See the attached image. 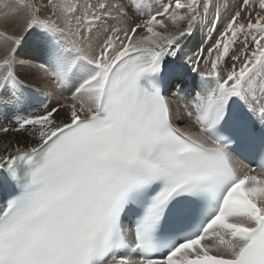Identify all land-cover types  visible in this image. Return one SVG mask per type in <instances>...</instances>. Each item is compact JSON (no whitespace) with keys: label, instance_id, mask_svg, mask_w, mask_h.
<instances>
[{"label":"snow or ice","instance_id":"snow-or-ice-1","mask_svg":"<svg viewBox=\"0 0 264 264\" xmlns=\"http://www.w3.org/2000/svg\"><path fill=\"white\" fill-rule=\"evenodd\" d=\"M222 10L14 0L0 12L22 13L0 32L12 116L0 133L25 140L0 143V264H264V0H240L207 55L188 49ZM37 76L57 106L25 82Z\"/></svg>","mask_w":264,"mask_h":264},{"label":"bare ground","instance_id":"bare-ground-1","mask_svg":"<svg viewBox=\"0 0 264 264\" xmlns=\"http://www.w3.org/2000/svg\"><path fill=\"white\" fill-rule=\"evenodd\" d=\"M13 2L14 0H0V12L6 11L7 6L11 5ZM214 3H220L222 5L226 4L228 6V12H223L222 10V13H223L222 19L214 32H210L207 26H201L200 28L197 29L194 37L190 38L187 41V48L191 49L193 52L202 51L204 55H207V50L210 47H212L215 40L219 36V33L223 30L228 14L238 6V4L240 3V0H214ZM155 6H156V3H154V7ZM256 10L258 11L259 9L257 8ZM21 24H22V13L14 17H10L8 19L0 18V32H8L9 34H11L14 31H18ZM25 51L33 52V42L32 41H29L28 44L25 45ZM2 54H3V44L2 42H0V55ZM34 55L35 54H33L32 56L26 57V59L32 60L33 63H38L39 61L34 59ZM22 58H25V57H22ZM231 63L232 62L229 58L228 63L225 65V68H228L231 65ZM29 71H34V70H30L28 68L18 69V72L22 79L25 78V76L27 75ZM25 82L29 84L30 86L37 87L40 90L41 98L47 102V105L49 107L57 106L58 100L60 99V93H56L51 96L47 95L48 86L43 79L37 76L35 78H28L25 80ZM63 95L67 96L68 93L64 92ZM35 110L39 111L40 108L34 107L31 109H28L29 112H34ZM184 115L186 119L184 123L181 124V127H184L185 125H189L191 131L195 132L196 126L194 124H191L192 118L187 117V111H185ZM0 119L4 120V123L0 126H9L5 124V122L8 120L11 121L12 119L11 113L7 110L4 112H0ZM16 140H19L21 144L25 143V140L22 139L19 136V134H14L11 132L7 134L0 133V143L7 142V141L15 142Z\"/></svg>","mask_w":264,"mask_h":264},{"label":"rangeland","instance_id":"rangeland-1","mask_svg":"<svg viewBox=\"0 0 264 264\" xmlns=\"http://www.w3.org/2000/svg\"><path fill=\"white\" fill-rule=\"evenodd\" d=\"M46 104H47V102H46ZM35 111H38V110H35ZM3 123H4V120L3 119H0V125H2ZM5 124L10 125V120L6 121Z\"/></svg>","mask_w":264,"mask_h":264}]
</instances>
